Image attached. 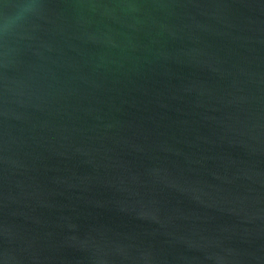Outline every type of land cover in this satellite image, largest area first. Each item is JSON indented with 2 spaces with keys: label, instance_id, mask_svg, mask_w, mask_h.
I'll use <instances>...</instances> for the list:
<instances>
[{
  "label": "water",
  "instance_id": "water-1",
  "mask_svg": "<svg viewBox=\"0 0 264 264\" xmlns=\"http://www.w3.org/2000/svg\"><path fill=\"white\" fill-rule=\"evenodd\" d=\"M29 2L0 28V264H264V0Z\"/></svg>",
  "mask_w": 264,
  "mask_h": 264
},
{
  "label": "clouds",
  "instance_id": "clouds-1",
  "mask_svg": "<svg viewBox=\"0 0 264 264\" xmlns=\"http://www.w3.org/2000/svg\"><path fill=\"white\" fill-rule=\"evenodd\" d=\"M34 7V3L29 2V0H26V2L24 3L17 4L15 13L9 16H5L3 18L2 24H0V28L6 30L9 26L21 20L25 13L31 11Z\"/></svg>",
  "mask_w": 264,
  "mask_h": 264
}]
</instances>
